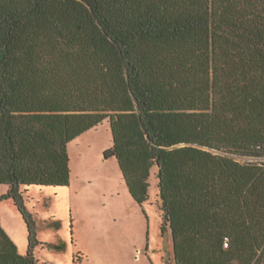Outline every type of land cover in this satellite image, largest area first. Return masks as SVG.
Masks as SVG:
<instances>
[{"label":"trees","instance_id":"obj_1","mask_svg":"<svg viewBox=\"0 0 264 264\" xmlns=\"http://www.w3.org/2000/svg\"><path fill=\"white\" fill-rule=\"evenodd\" d=\"M105 120L138 204L157 168L174 264H264V0H0V199L27 229L21 255L0 225V264L37 263L23 192L68 185Z\"/></svg>","mask_w":264,"mask_h":264},{"label":"rangeland","instance_id":"obj_2","mask_svg":"<svg viewBox=\"0 0 264 264\" xmlns=\"http://www.w3.org/2000/svg\"><path fill=\"white\" fill-rule=\"evenodd\" d=\"M111 144L105 120L67 144L68 185H30L23 192L36 225V264H174L170 231H162L156 166L148 197L138 204L117 160L103 156ZM7 189L0 184V196ZM0 225L25 254L26 224L10 198L0 199Z\"/></svg>","mask_w":264,"mask_h":264}]
</instances>
